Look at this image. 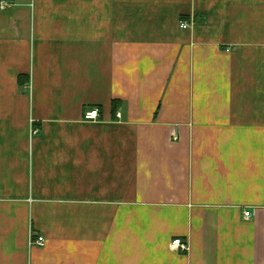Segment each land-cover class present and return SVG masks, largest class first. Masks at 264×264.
<instances>
[{
    "label": "crops",
    "instance_id": "0c3cea01",
    "mask_svg": "<svg viewBox=\"0 0 264 264\" xmlns=\"http://www.w3.org/2000/svg\"><path fill=\"white\" fill-rule=\"evenodd\" d=\"M14 1L0 264H264V0Z\"/></svg>",
    "mask_w": 264,
    "mask_h": 264
},
{
    "label": "built area",
    "instance_id": "2783aa9c",
    "mask_svg": "<svg viewBox=\"0 0 264 264\" xmlns=\"http://www.w3.org/2000/svg\"><path fill=\"white\" fill-rule=\"evenodd\" d=\"M15 5L14 0H0V9L1 10H7ZM182 28H188L187 22H182L181 23ZM121 113L117 112V116L120 117ZM100 118V111L99 109H91L88 110L85 114V119L86 120H91V121H96ZM39 132V129L33 128L32 129V135L37 134ZM245 217L246 218H251L252 217V212L251 210L245 211ZM35 243L39 246H45L46 244V239L44 236H39L36 240ZM171 246L177 250L180 251H187L189 249V243L188 241H184L181 238H177L173 240L171 243Z\"/></svg>",
    "mask_w": 264,
    "mask_h": 264
},
{
    "label": "trees",
    "instance_id": "16d2710c",
    "mask_svg": "<svg viewBox=\"0 0 264 264\" xmlns=\"http://www.w3.org/2000/svg\"><path fill=\"white\" fill-rule=\"evenodd\" d=\"M27 80H29V78L27 76H25V75L19 76V81H20L21 84L26 83ZM113 105L116 108V107H118L119 102L118 101H114Z\"/></svg>",
    "mask_w": 264,
    "mask_h": 264
},
{
    "label": "rangeland",
    "instance_id": "374dc122",
    "mask_svg": "<svg viewBox=\"0 0 264 264\" xmlns=\"http://www.w3.org/2000/svg\"><path fill=\"white\" fill-rule=\"evenodd\" d=\"M19 4L17 3V5L16 6H18Z\"/></svg>",
    "mask_w": 264,
    "mask_h": 264
}]
</instances>
